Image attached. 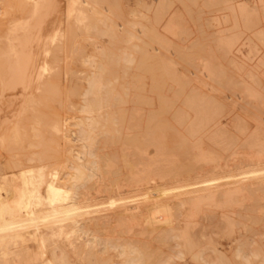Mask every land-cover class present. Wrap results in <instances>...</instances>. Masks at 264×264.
Listing matches in <instances>:
<instances>
[{
  "label": "bare ground",
  "instance_id": "obj_1",
  "mask_svg": "<svg viewBox=\"0 0 264 264\" xmlns=\"http://www.w3.org/2000/svg\"><path fill=\"white\" fill-rule=\"evenodd\" d=\"M165 1L156 0L157 10ZM87 3L0 0V110H9L0 116V264H14L9 255L24 248L36 264H264V251L245 237L221 249L191 227L195 214L264 183L263 119L237 113L231 132L220 119L226 102L205 83L176 76L168 61L159 74L175 85L146 83V73L157 71L146 66V49L130 43L126 27L93 21ZM223 8L222 21L237 30L223 45L241 69L234 39L240 22L254 26L259 6L224 0ZM60 9L61 17L53 15ZM176 23L163 28L175 33ZM90 30L108 32L98 53L71 48L78 32ZM249 76L254 83L245 89L258 95L261 76ZM237 140L256 151L255 166L231 177L219 157ZM185 158L212 165L199 172ZM165 176L175 183L164 185ZM145 234L174 238L172 250L163 256Z\"/></svg>",
  "mask_w": 264,
  "mask_h": 264
},
{
  "label": "rangeland",
  "instance_id": "obj_2",
  "mask_svg": "<svg viewBox=\"0 0 264 264\" xmlns=\"http://www.w3.org/2000/svg\"><path fill=\"white\" fill-rule=\"evenodd\" d=\"M87 1L86 7L91 5L88 13L93 21H97L106 28L110 26L119 29L123 26L126 27L127 32L123 31V34L129 33L130 43L137 42L146 49V66L157 68L156 73L152 75L154 78L149 72L146 73L144 77L146 83H163L173 87L175 80L164 78L159 74V68L163 65L162 61H168L167 66L176 76H180L186 82L205 83L207 86H203L204 89L215 95L223 104L226 102L224 104L226 108L224 107L225 110L221 113L220 119L230 128L231 132L236 131L234 117L237 113L247 120L249 119L248 121L251 120V122L253 119L250 117L257 114V117L263 119L262 122L264 121V62H262V57H264V2L259 4L258 0H244L250 6L256 5V9L259 6L257 10L260 13L257 21L254 22V26H250L248 29V27L245 28L246 26L243 27L240 22L239 28L237 27L240 34L238 33L239 36L234 39V47L235 49L239 48L238 54L240 55L238 57H243L240 60H245V63H242L243 67L238 69L230 62L227 54L229 50L227 51L228 48L226 49L223 45V40L225 37H229V33L232 35L233 32H237L236 27L230 30L231 21H222L224 0H166L159 10L156 8V0ZM175 11L178 12L177 23L172 19ZM53 15L61 17V9L56 10ZM63 17L66 15L63 14ZM165 23H176V26L178 25L180 28L178 27L175 33H170L164 30L163 25ZM240 29H243V32ZM255 30L257 31L256 35L254 34L256 33ZM107 40V31L78 32L71 48L84 50L88 53H98L99 47L106 45ZM158 48L161 49L162 54L158 52ZM206 66L210 67L214 74L217 73L214 75V79H210L206 75L203 69ZM250 70L261 76L258 84L253 86L258 95L250 94L245 89L246 85L254 83L249 76ZM71 79H75L74 75H71ZM210 84H213L214 87L210 88ZM17 89L19 90L18 87ZM4 107L0 110V116L2 113H9V110ZM150 147L152 148V146ZM151 150L153 152L147 153L149 158L154 155V150ZM4 153L3 148L0 147V158L3 157ZM255 155L256 151L253 148L237 140L227 147L219 158L221 163H227L230 166L229 168L225 167V173L230 170L229 175L232 177L239 170L254 167L252 161L255 160ZM183 162L186 163V167L192 165L199 172H204L212 165L186 158L183 159ZM205 175V173L202 174V177ZM169 177L165 176L159 181L165 183L164 185L175 183L172 178L170 179L173 183L170 182ZM256 186H254L256 189L251 190L252 193L250 191L248 194L234 196L232 201L226 202L220 207L221 209L214 207L217 211H200L195 214L191 227L195 232L197 231L198 239L201 238L200 241H206L210 236L211 241L217 242L219 248L225 249L229 247L228 243L231 239L245 237L242 239L245 245L252 247L254 244L252 248L255 246L257 248H254L255 250L264 251L262 249L264 248V183ZM100 199H104V197L101 196ZM223 211L228 213L230 218H233L231 219L232 223L228 224L225 220H221L220 214H223ZM247 217L249 218L247 219ZM199 231L201 232L199 233ZM202 231H204V235ZM152 236L145 234L147 239L154 241V245L158 246L157 249H160L159 251L163 256L172 250L174 238L171 237L168 240L166 238L165 242L163 240L162 242L157 236H153L154 238ZM250 238L254 240L252 239L251 242ZM16 252L17 254L11 253L9 255L14 260V264H36L31 261L33 259L30 258L29 250L24 248ZM109 254L113 255V250H109ZM70 257L74 259L73 254ZM114 258L118 259L117 256ZM235 260L241 259L235 257ZM188 264L196 263L188 261Z\"/></svg>",
  "mask_w": 264,
  "mask_h": 264
}]
</instances>
